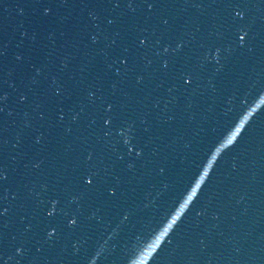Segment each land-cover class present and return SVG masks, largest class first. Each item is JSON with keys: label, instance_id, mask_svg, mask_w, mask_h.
I'll return each mask as SVG.
<instances>
[{"label": "water", "instance_id": "95a60500", "mask_svg": "<svg viewBox=\"0 0 264 264\" xmlns=\"http://www.w3.org/2000/svg\"><path fill=\"white\" fill-rule=\"evenodd\" d=\"M0 264H264V0H125L1 90Z\"/></svg>", "mask_w": 264, "mask_h": 264}, {"label": "snow or ice", "instance_id": "6c2138e0", "mask_svg": "<svg viewBox=\"0 0 264 264\" xmlns=\"http://www.w3.org/2000/svg\"><path fill=\"white\" fill-rule=\"evenodd\" d=\"M238 130H239V129H237V131H238ZM235 134H236V133H233V136L229 138V142H230L231 139L235 136ZM201 179H202V177H201ZM194 190H195V189H194ZM170 226H171V225H169V227H170ZM165 231H167V229H166ZM162 235H163V234H162ZM157 243H158V240H157Z\"/></svg>", "mask_w": 264, "mask_h": 264}]
</instances>
